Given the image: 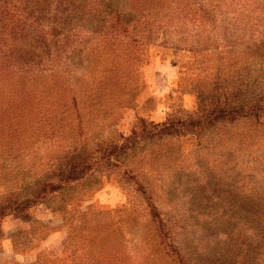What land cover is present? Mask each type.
Masks as SVG:
<instances>
[{"label":"rangeland","instance_id":"374dc122","mask_svg":"<svg viewBox=\"0 0 264 264\" xmlns=\"http://www.w3.org/2000/svg\"><path fill=\"white\" fill-rule=\"evenodd\" d=\"M83 4L50 48L37 0H0V264H264V112L159 127L215 104L212 48L264 41V0Z\"/></svg>","mask_w":264,"mask_h":264},{"label":"trees","instance_id":"16d2710c","mask_svg":"<svg viewBox=\"0 0 264 264\" xmlns=\"http://www.w3.org/2000/svg\"><path fill=\"white\" fill-rule=\"evenodd\" d=\"M84 0H37V7L30 10L29 13H35V16L28 14V17L46 18L51 20V23L48 24L47 32L52 36V39L48 38L47 42L49 47H53V44L56 41L60 42V38L63 32H66L68 36H85L86 33L92 32L90 28L85 26L84 16L87 14L84 12ZM3 8L5 7L2 5ZM53 6V8H51ZM71 18L76 21V25L72 27L73 23L71 20V27L68 28L69 24H65V20ZM66 25V26H65ZM232 25H230L231 27ZM64 27L67 29L64 30ZM72 28V29H71ZM122 29H125L122 27ZM84 34V35H83ZM56 36L57 39L54 38ZM62 43V42H60ZM64 44V43H63ZM223 48L222 51L217 49ZM54 51V48L51 50ZM216 54L220 55L216 60L215 68L209 73L213 79V84L218 95H226L227 100L224 101L221 105L218 101V96L216 94L214 103L209 106L208 109L204 110L202 104L198 105L196 109V115L194 118H189L188 120H168L160 123V132H173L175 134H185V133H200L204 128L209 125H213L218 120H228V121H237L243 119H258L261 114L264 112V103L259 104L254 100L245 98L248 94L252 95L255 91L258 99L261 98L262 94L264 95V90L260 85H262L261 74L264 72V66L260 62L261 57H264V41H254L249 42L245 37L236 38L232 36L229 39V42H226L223 45L214 46L212 48ZM186 57H192L194 59V67L199 69L200 65L204 63H199L197 59V53L193 52L191 49L186 50ZM252 61L253 65H257L255 68V79H258L259 83L256 85L258 88L251 90L252 86H246L245 84H236V81L240 76H244L246 73L247 64ZM220 61L226 62V66L222 67ZM234 79V80H233ZM232 82L230 83V81ZM228 81V82H227ZM223 82V83H222ZM227 82V83H226ZM200 120L206 124H201ZM157 126V125H156ZM178 129V130H176ZM147 130L146 134L143 135V138L152 139L159 134V130L155 131ZM182 132H179V131ZM131 147V146H129ZM50 167V166H49ZM48 174H51L48 172ZM77 176H71L68 174L63 180L64 186H69V184L77 179ZM60 187V184H56L55 188Z\"/></svg>","mask_w":264,"mask_h":264}]
</instances>
